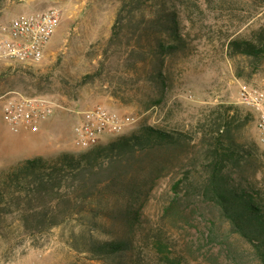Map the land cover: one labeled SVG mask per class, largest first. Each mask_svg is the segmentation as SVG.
Returning a JSON list of instances; mask_svg holds the SVG:
<instances>
[{
  "label": "rangeland",
  "instance_id": "1",
  "mask_svg": "<svg viewBox=\"0 0 264 264\" xmlns=\"http://www.w3.org/2000/svg\"><path fill=\"white\" fill-rule=\"evenodd\" d=\"M156 3L181 11L184 37L166 57L163 82L145 42L127 47L122 35L110 43L121 0H0V25L52 6L62 14L42 65L0 62V178L27 158L81 151L72 136L75 116L98 105L129 118L121 134L101 144L145 126L183 138L170 158L160 159L169 158V164L155 181L143 179L149 194L130 223L112 217L96 229L72 218L43 233L27 230L17 213L5 212L0 217V264H130L95 258L89 251L94 243L117 236L131 242L132 264H261L252 245L231 231L218 209L198 198L192 183L205 178L208 157L223 131V140L240 154L229 175L264 192V147L256 141L249 109L239 102L242 83L264 89V63L229 49L231 40L250 38L264 27V0ZM27 7L30 11L23 10ZM131 31L122 29L126 36ZM18 94L43 96L54 105L41 131L15 132L4 121V100ZM182 180L176 196L174 183ZM160 245L166 248L160 251Z\"/></svg>",
  "mask_w": 264,
  "mask_h": 264
},
{
  "label": "trees",
  "instance_id": "2",
  "mask_svg": "<svg viewBox=\"0 0 264 264\" xmlns=\"http://www.w3.org/2000/svg\"><path fill=\"white\" fill-rule=\"evenodd\" d=\"M157 6L156 0H121L110 43L115 44L123 36L127 47H142L145 42L152 49L155 75L163 82L166 57L184 37L180 31L181 11L174 5L168 9L165 4ZM124 27L132 29L130 36L122 33ZM229 49L263 64L264 27L250 38L231 40ZM249 116L253 119L251 111ZM222 132L208 157L205 178L192 185L198 190V198L218 209L231 231L249 242L264 264V192L229 175L230 165L239 160L240 154L223 140ZM182 140L177 132L145 126L139 133L87 150L27 158L0 178V217L5 212L17 213L27 230L43 233L72 218L96 229L104 228V221L112 217L130 223L149 194L145 193L143 179L154 182ZM166 156L168 161H160ZM183 182H175L174 190ZM131 248L129 240L117 236L94 243L89 251L95 258L132 264ZM159 248L162 251L166 246Z\"/></svg>",
  "mask_w": 264,
  "mask_h": 264
},
{
  "label": "built area",
  "instance_id": "3",
  "mask_svg": "<svg viewBox=\"0 0 264 264\" xmlns=\"http://www.w3.org/2000/svg\"><path fill=\"white\" fill-rule=\"evenodd\" d=\"M61 18L60 9L52 6L17 15L1 24L0 62H12L23 67L42 65ZM239 102L252 112L256 141L264 147V89L242 83ZM53 114L54 105L43 96L18 94L7 97L2 104L3 119L15 132L23 129L40 131ZM128 121L129 118L98 105L76 114L72 136L80 150H87L101 144L106 137L121 134Z\"/></svg>",
  "mask_w": 264,
  "mask_h": 264
},
{
  "label": "crops",
  "instance_id": "4",
  "mask_svg": "<svg viewBox=\"0 0 264 264\" xmlns=\"http://www.w3.org/2000/svg\"><path fill=\"white\" fill-rule=\"evenodd\" d=\"M24 11H30V8L29 7H27L26 9H23ZM47 121H45L44 122V124L46 123ZM44 124H43V126H44ZM43 126H42V128H43ZM41 131V130H40Z\"/></svg>",
  "mask_w": 264,
  "mask_h": 264
}]
</instances>
